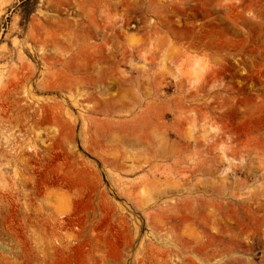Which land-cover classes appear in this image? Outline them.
Listing matches in <instances>:
<instances>
[{
    "label": "rangeland",
    "instance_id": "374dc122",
    "mask_svg": "<svg viewBox=\"0 0 264 264\" xmlns=\"http://www.w3.org/2000/svg\"><path fill=\"white\" fill-rule=\"evenodd\" d=\"M0 264H264V0H0Z\"/></svg>",
    "mask_w": 264,
    "mask_h": 264
}]
</instances>
